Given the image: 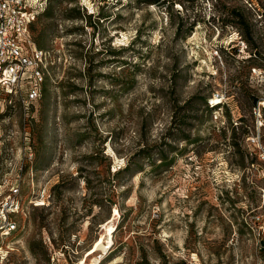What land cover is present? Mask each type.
I'll return each mask as SVG.
<instances>
[{
  "label": "rangeland",
  "instance_id": "1",
  "mask_svg": "<svg viewBox=\"0 0 264 264\" xmlns=\"http://www.w3.org/2000/svg\"><path fill=\"white\" fill-rule=\"evenodd\" d=\"M41 8L40 99L0 103V264H264V0Z\"/></svg>",
  "mask_w": 264,
  "mask_h": 264
},
{
  "label": "built area",
  "instance_id": "2",
  "mask_svg": "<svg viewBox=\"0 0 264 264\" xmlns=\"http://www.w3.org/2000/svg\"><path fill=\"white\" fill-rule=\"evenodd\" d=\"M46 1L0 0V103L18 96L27 107L40 99L51 55L37 47L31 28L43 14L41 7ZM18 191L12 190L14 194ZM17 208L14 198L0 205L1 235L16 230L10 216Z\"/></svg>",
  "mask_w": 264,
  "mask_h": 264
},
{
  "label": "trees",
  "instance_id": "3",
  "mask_svg": "<svg viewBox=\"0 0 264 264\" xmlns=\"http://www.w3.org/2000/svg\"><path fill=\"white\" fill-rule=\"evenodd\" d=\"M35 23H36V22H35ZM35 23H34V24H35ZM34 24L32 25L31 31H32V29H33ZM36 45H37V44H36Z\"/></svg>",
  "mask_w": 264,
  "mask_h": 264
}]
</instances>
